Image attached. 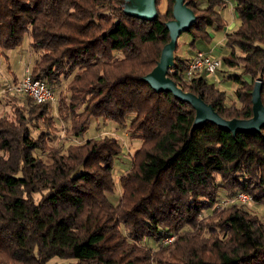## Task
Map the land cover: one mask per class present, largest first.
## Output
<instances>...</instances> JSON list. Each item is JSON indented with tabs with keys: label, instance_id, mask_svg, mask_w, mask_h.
<instances>
[{
	"label": "trees",
	"instance_id": "trees-1",
	"mask_svg": "<svg viewBox=\"0 0 264 264\" xmlns=\"http://www.w3.org/2000/svg\"><path fill=\"white\" fill-rule=\"evenodd\" d=\"M123 1L0 0V55L29 33L31 76L58 95L35 103L0 83L10 109L0 113V264H264V211L234 199L247 193L264 208V127L191 130L192 107L141 80L169 41L174 0L163 13L156 0L152 20L126 14ZM200 1L184 0L192 48L212 42L226 26L220 9L233 4L239 24L220 58L240 69L227 75L233 95L205 73L188 76L192 58L177 56L178 44L167 75L223 119L247 120L256 81L264 106V0ZM100 118L140 140L118 177L119 140L83 139Z\"/></svg>",
	"mask_w": 264,
	"mask_h": 264
},
{
	"label": "rangeland",
	"instance_id": "rangeland-1",
	"mask_svg": "<svg viewBox=\"0 0 264 264\" xmlns=\"http://www.w3.org/2000/svg\"><path fill=\"white\" fill-rule=\"evenodd\" d=\"M201 7L206 6V2L204 0L199 2ZM159 11L165 10V3L162 2L158 8ZM221 17L225 21V28L221 31H217L213 33L212 42L210 44H206L204 42H196L195 46L192 48L190 43L189 36L185 34H181L177 39L178 50L176 51V55L182 59H190L193 58L194 54L197 51H203L210 54L212 57L220 59L223 54H225V46H224V37L226 33L234 31L239 22L235 16L233 11V4L228 2L226 7L220 9ZM31 38L29 33H25L23 37L22 44L14 49L6 50L2 55H0V83L6 85L8 88L11 85H14L20 77L22 78L24 69L26 67H31L32 62L37 58L38 53H34L31 48ZM210 50V51H209ZM223 71V72H222ZM238 74L240 73L239 68L229 69L225 66H221L219 74H217V87L225 91L228 95H233V91L236 88V84L227 78L228 74ZM15 76V80L12 79ZM211 80V78H209ZM21 80V79H20ZM18 80L17 82H19ZM3 87V86H2ZM2 93V92H1ZM57 101L58 95L55 92ZM5 100L3 99L4 103ZM4 111L10 112L9 106H0V113H4ZM127 128V127H126ZM125 127H120L113 123L110 120L105 119H91L88 122V129L83 135V139L95 138L98 135H108L116 137L122 145L121 153L114 159V169L116 173V177H118L125 169L130 166V158L127 155H131L134 149L137 148L140 140L134 137L133 133L127 131ZM61 135V133H60ZM133 137L134 139H131ZM128 151V153H127ZM114 199V198H111ZM231 198L222 197L219 200V203L222 204L224 201H228ZM233 198L231 199V201ZM218 204V205H220ZM244 204V203H243ZM224 205V204H223ZM245 209L249 211H260L263 212L264 208L259 207L256 204H245ZM260 208V210H259ZM152 246H155L154 243H151ZM73 260L63 259L59 257H54L50 259L47 264H71Z\"/></svg>",
	"mask_w": 264,
	"mask_h": 264
},
{
	"label": "water",
	"instance_id": "water-1",
	"mask_svg": "<svg viewBox=\"0 0 264 264\" xmlns=\"http://www.w3.org/2000/svg\"><path fill=\"white\" fill-rule=\"evenodd\" d=\"M123 11L141 19L152 20L158 15L156 0H125L122 2ZM195 21L193 11L184 0H174L172 18L165 23L169 32V41L162 47L160 57L155 67L141 80L155 92H169L181 102L189 104L195 112L191 130L210 122L217 127L231 132H259L264 127V106L260 98L261 82L256 81L251 91L252 116L247 120L220 117L210 104H206L200 97L184 92L169 77L168 72L174 64V51L178 37L187 32Z\"/></svg>",
	"mask_w": 264,
	"mask_h": 264
},
{
	"label": "built area",
	"instance_id": "built-area-1",
	"mask_svg": "<svg viewBox=\"0 0 264 264\" xmlns=\"http://www.w3.org/2000/svg\"><path fill=\"white\" fill-rule=\"evenodd\" d=\"M221 68L220 59L210 54L197 51L189 63L188 76L193 73H205L208 78L216 79V73ZM10 92L22 93L28 96L35 103L48 102L55 105L56 97L54 92L41 80L33 79L29 67H26L21 80L7 88ZM235 200L240 203L250 204L252 198L247 193H238Z\"/></svg>",
	"mask_w": 264,
	"mask_h": 264
},
{
	"label": "crops",
	"instance_id": "crops-1",
	"mask_svg": "<svg viewBox=\"0 0 264 264\" xmlns=\"http://www.w3.org/2000/svg\"><path fill=\"white\" fill-rule=\"evenodd\" d=\"M162 2H164V3H165V9H166V5H167V3H166V0H161L159 5H161V4H162ZM158 8H159V7H158ZM164 11H165V10H164ZM164 11H160V12H162V13H163ZM199 51H200V50H199ZM209 51H210V50H209ZM191 58H192V57H191ZM15 78H16V77H15V76H13V78H12V79H14V80H15ZM20 79H21V77H20ZM20 79H18V80H20ZM18 80H17V81H18Z\"/></svg>",
	"mask_w": 264,
	"mask_h": 264
}]
</instances>
